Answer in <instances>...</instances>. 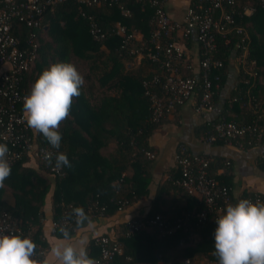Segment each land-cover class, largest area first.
I'll return each mask as SVG.
<instances>
[{"label": "trees", "instance_id": "trees-1", "mask_svg": "<svg viewBox=\"0 0 264 264\" xmlns=\"http://www.w3.org/2000/svg\"><path fill=\"white\" fill-rule=\"evenodd\" d=\"M194 3L195 0H191L190 6ZM118 4L129 10V16L120 13ZM244 7H250L252 12L245 15ZM80 12L94 17L99 28L106 33L104 39L94 41L91 38L88 21ZM152 13L153 9L147 0H117L89 6L79 5L74 0H64L43 12L36 36L37 58L22 77V91L27 94L30 92L31 85L45 66L58 61L69 62L70 58L77 57L86 62V76L93 73L100 81H110L107 86L119 92L118 95H105L98 102L91 103L81 89L80 95L72 99L70 115L60 125L62 140L59 149L52 148L36 130H28L34 146H46L53 152V163L57 151L67 155L72 166L60 168L61 175L48 173L36 157L23 153L11 165V175L0 186V211L7 212L21 230L31 227L33 238L44 249L47 244L42 236L41 225L42 208L47 195L50 199L52 222L56 223L52 228V236L58 238H64L62 227L67 228L71 236L76 229L86 224L87 221L83 224L76 223L71 215L75 207L83 208L90 219L109 216L147 195L149 165L153 158H148L144 152H153L148 139L165 118L158 122L150 120L148 101L142 85L144 80H148L149 89L158 95L162 94V70L157 62L148 60L144 56L145 51L141 50L144 46H151L149 36L154 29ZM233 19L234 22L222 32H213L215 49L212 58L220 60L221 66L211 69V77H219L218 86L211 95L212 105L231 58L240 53L237 81L218 118L195 126L194 135L201 140L217 119L239 124H260L262 119L257 120V116L260 114L264 117V8L254 1L236 0ZM115 23L123 25L127 34L138 32L139 41L131 38L128 46L120 48L121 37L110 32ZM15 24L13 31L22 40L28 29L22 23ZM237 27L241 28L242 34L236 32ZM242 36L243 47L239 42ZM197 44L199 62L201 50L198 42ZM131 48L135 52H130ZM139 52L148 68L146 75H141L137 69L123 70L119 59H130ZM243 52L244 57H241ZM184 58V64L188 65L186 54ZM195 73H200L199 66ZM154 76L156 80L151 82ZM248 140L249 144L246 143ZM263 141L264 138L256 144L253 137L245 135L241 139V145L233 143V146L249 149ZM209 144L222 145L225 142L215 139ZM201 156L209 159L207 175L229 188L233 202L254 193L243 191L234 198L229 186L231 161L221 156ZM256 165L264 170V158L259 156ZM218 169L221 172L217 174ZM170 172V177L158 185L146 215L128 219L158 214L169 220L186 218L188 221L171 234L159 235L151 228H143L128 236L123 234L125 221L118 224L115 235H94L86 247L89 257L95 259L98 256V248L93 243L94 237L105 235L115 236L121 245V253L114 256L111 264H192L191 259L194 257H202L206 264H218V257L213 255L215 249L212 236L217 216L208 213L203 223L196 224L195 214L204 205L196 196L187 194L175 183L178 177L176 167ZM168 189L178 191L185 199L186 207H176L175 213L164 216V211L160 208L163 200L161 195ZM259 195L264 200L263 195ZM88 207H92L91 211H87ZM63 214L67 224H59Z\"/></svg>", "mask_w": 264, "mask_h": 264}, {"label": "built area", "instance_id": "built-area-1", "mask_svg": "<svg viewBox=\"0 0 264 264\" xmlns=\"http://www.w3.org/2000/svg\"><path fill=\"white\" fill-rule=\"evenodd\" d=\"M62 1L64 0H0V144L8 146L7 159L11 165L19 160L23 153H27L36 157L42 167L52 175H61L62 172L60 168L53 166L54 163L50 165L44 158L46 153L53 152L46 146H34L28 134L30 128L22 118L23 97L27 93L22 91L20 83L24 73L29 70L37 58V29L41 26L44 10ZM74 1L79 5L89 6L108 4L117 0ZM147 1L153 9L154 29L149 36L151 46H144L141 50L145 51L144 56L148 60L157 62L162 70L161 95L149 89L150 81L142 82L144 95L148 101L150 120L160 121L169 115L175 106L182 105L195 95H198L196 110L211 109V95L217 88L219 80L218 75L211 77V69L221 66L220 60L212 58L215 49L213 32H222L227 25L234 22L233 7L236 0H195L193 6L187 8L182 22H176L168 16L163 0ZM249 1L257 2L264 8V0ZM118 6L123 16H129L128 9L120 4ZM80 14L88 21V32L91 38L94 41L104 39L106 33L99 28L94 17L85 15L83 12ZM18 22L28 29L22 40L13 31L15 23ZM110 32L121 37L120 48L128 46L135 34L133 32L127 34L126 28L119 23H115ZM236 32L242 34L243 31L237 27ZM191 34L195 35L201 50V58L198 62L200 73L186 75L181 70L189 68V65L184 64V49L175 43V38L178 36L184 40ZM243 39L242 36L239 41L242 44L241 47L244 46ZM130 52H135V50L131 48ZM241 57H244V52ZM155 80L156 76L151 82ZM256 119H262L261 123L239 124L217 119L206 131L202 141L210 143L215 139H222L225 144L233 146V143L241 145L243 136L250 135L258 144L264 138V117L262 118L259 114ZM246 143L249 144L250 141ZM144 154L150 159L154 157L153 152L146 151ZM260 157L264 158V152ZM208 161L209 159L204 156L191 155L184 144H177L174 164L178 170V177L175 183L187 194L196 196L204 205L202 210L195 214L196 224L203 223L208 213L218 216L223 213L227 204H235L239 201L233 202L229 188L207 175ZM244 199L254 203H264L257 193ZM91 208L88 207L87 211H91ZM187 221L186 218L169 220L158 214L146 218L133 217L126 220L123 234L128 236L140 229L151 228L159 235H167L181 228ZM67 223L64 215L59 224ZM51 225L53 228L56 223L52 222ZM0 234H15L30 238L36 246L33 259L37 261V264H41L45 249L33 238L31 227L21 230L7 212L0 211ZM93 243L98 248V256L95 260L99 261V264H111L114 256L121 253V245L115 236L99 235L94 237Z\"/></svg>", "mask_w": 264, "mask_h": 264}, {"label": "crops", "instance_id": "crops-1", "mask_svg": "<svg viewBox=\"0 0 264 264\" xmlns=\"http://www.w3.org/2000/svg\"><path fill=\"white\" fill-rule=\"evenodd\" d=\"M163 2L168 16L176 22H182L191 0H163ZM243 12L245 15H249L252 10L250 7H244ZM134 38L139 41L140 34L135 32ZM175 43L184 49L189 59V68H182V73L193 74L197 72L199 54L198 44L194 35L191 34L184 40L176 36ZM104 52L107 51L104 49ZM239 55L240 53L236 57L233 56L231 58L224 81L215 101H213L211 109L205 111L196 110L197 96L195 95L178 106L174 112L167 115L153 130L148 139L149 145L153 148L154 157L149 165L150 179L147 184L146 196L137 199L112 215L92 217L91 224L87 221L83 227L76 229L68 240L52 236L50 199L48 195L46 196L42 208L41 231L47 247L45 248L41 264L61 263L53 254V249L59 245L68 243L77 249L80 247L86 249L94 235L103 233L110 236L115 235L118 224L124 223L132 216L146 215L155 198L158 185L161 181L168 179L171 173L170 170L175 169L174 154L178 143L184 144L193 156L210 155L229 159L232 166L229 186L234 198L238 197L243 191L258 193L264 197V170L259 169L256 165V159L264 152V141L249 149H239L230 144L212 145L205 143L194 135L195 126L214 120L220 115L225 100L237 81V72L240 64ZM69 62L73 63L83 75L84 84L81 89L89 102L96 103L105 95L119 94L118 90L107 86L110 81H100L93 73L86 76L88 68L84 60L73 57L69 59ZM119 63L125 71L137 69L141 75H146L148 71L140 53H135L130 59L121 58ZM107 66L109 67V63H107ZM47 67L49 66H45L44 69ZM220 172L221 169H218L217 174ZM161 196L163 200L160 203V208L163 209L164 216L175 213L176 207H186L185 199L181 197L178 191L168 189ZM191 260L192 264H206L202 257H194Z\"/></svg>", "mask_w": 264, "mask_h": 264}, {"label": "clouds", "instance_id": "clouds-1", "mask_svg": "<svg viewBox=\"0 0 264 264\" xmlns=\"http://www.w3.org/2000/svg\"><path fill=\"white\" fill-rule=\"evenodd\" d=\"M84 84L83 75L71 62L58 61L45 68L23 97V120L29 128L42 134L54 149H59L62 134L61 123L70 115L72 99L80 95ZM9 149L0 144V186L11 175V164L7 159ZM53 165V153L45 159L56 168L71 167L65 153L57 151ZM77 224L91 219L83 208L72 209ZM213 255L218 264H264V203L240 199L226 205L223 214L215 218ZM65 240L70 239L68 229L61 228ZM34 242L21 235L0 234V264H37L33 259ZM61 264H99L89 257L86 249L65 243L53 249Z\"/></svg>", "mask_w": 264, "mask_h": 264}, {"label": "rangeland", "instance_id": "rangeland-1", "mask_svg": "<svg viewBox=\"0 0 264 264\" xmlns=\"http://www.w3.org/2000/svg\"><path fill=\"white\" fill-rule=\"evenodd\" d=\"M73 58V57H72ZM78 71H79V69H78Z\"/></svg>", "mask_w": 264, "mask_h": 264}]
</instances>
